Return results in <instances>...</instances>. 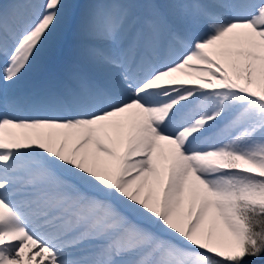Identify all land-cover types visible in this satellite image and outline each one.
<instances>
[{
  "label": "snow or ice",
  "instance_id": "snow-or-ice-1",
  "mask_svg": "<svg viewBox=\"0 0 264 264\" xmlns=\"http://www.w3.org/2000/svg\"><path fill=\"white\" fill-rule=\"evenodd\" d=\"M0 264H264V0H0Z\"/></svg>",
  "mask_w": 264,
  "mask_h": 264
},
{
  "label": "bare ground",
  "instance_id": "bare-ground-1",
  "mask_svg": "<svg viewBox=\"0 0 264 264\" xmlns=\"http://www.w3.org/2000/svg\"><path fill=\"white\" fill-rule=\"evenodd\" d=\"M55 71V65L48 59L47 50L41 53L39 60L37 61V68L31 70L22 81L23 84L31 85L38 83L45 79Z\"/></svg>",
  "mask_w": 264,
  "mask_h": 264
}]
</instances>
